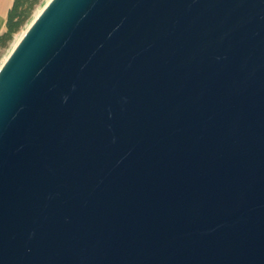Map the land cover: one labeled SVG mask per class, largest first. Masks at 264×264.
<instances>
[{
    "label": "water",
    "instance_id": "95a60500",
    "mask_svg": "<svg viewBox=\"0 0 264 264\" xmlns=\"http://www.w3.org/2000/svg\"><path fill=\"white\" fill-rule=\"evenodd\" d=\"M0 264H264V0H50L0 67Z\"/></svg>",
    "mask_w": 264,
    "mask_h": 264
},
{
    "label": "trees",
    "instance_id": "16d2710c",
    "mask_svg": "<svg viewBox=\"0 0 264 264\" xmlns=\"http://www.w3.org/2000/svg\"><path fill=\"white\" fill-rule=\"evenodd\" d=\"M40 0H14L13 6L9 10L6 23V30L0 35V52L9 47L15 35L29 21L34 8Z\"/></svg>",
    "mask_w": 264,
    "mask_h": 264
},
{
    "label": "rangeland",
    "instance_id": "374dc122",
    "mask_svg": "<svg viewBox=\"0 0 264 264\" xmlns=\"http://www.w3.org/2000/svg\"><path fill=\"white\" fill-rule=\"evenodd\" d=\"M50 0H40V2L36 5V7L33 10V13L29 19V21L26 23V25L15 35L14 40L10 43L9 47L6 49H2L0 52V61L4 63V61L9 56L10 52L12 51L13 47L17 44V42L20 40L22 35L24 34L27 27L30 25V23L34 20L35 17L38 16V14L42 11L43 7L49 2Z\"/></svg>",
    "mask_w": 264,
    "mask_h": 264
},
{
    "label": "crops",
    "instance_id": "0c3cea01",
    "mask_svg": "<svg viewBox=\"0 0 264 264\" xmlns=\"http://www.w3.org/2000/svg\"><path fill=\"white\" fill-rule=\"evenodd\" d=\"M14 0H0V35L6 30L8 13Z\"/></svg>",
    "mask_w": 264,
    "mask_h": 264
},
{
    "label": "built area",
    "instance_id": "2783aa9c",
    "mask_svg": "<svg viewBox=\"0 0 264 264\" xmlns=\"http://www.w3.org/2000/svg\"><path fill=\"white\" fill-rule=\"evenodd\" d=\"M1 65H2V60L0 61V67H1Z\"/></svg>",
    "mask_w": 264,
    "mask_h": 264
},
{
    "label": "bare ground",
    "instance_id": "6f19581e",
    "mask_svg": "<svg viewBox=\"0 0 264 264\" xmlns=\"http://www.w3.org/2000/svg\"><path fill=\"white\" fill-rule=\"evenodd\" d=\"M2 64H3V62H2ZM2 66V65H1Z\"/></svg>",
    "mask_w": 264,
    "mask_h": 264
}]
</instances>
